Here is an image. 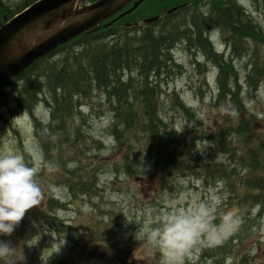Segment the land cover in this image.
<instances>
[{
    "label": "trees",
    "instance_id": "16d2710c",
    "mask_svg": "<svg viewBox=\"0 0 264 264\" xmlns=\"http://www.w3.org/2000/svg\"><path fill=\"white\" fill-rule=\"evenodd\" d=\"M35 1L0 0V25L4 17L12 18ZM155 16L159 18L142 24V20ZM129 23L131 25H127ZM216 31L223 38L224 45L221 44L226 46L221 53L211 41ZM178 48L189 53L204 83L207 66L214 67L217 102L237 97L239 90L241 94L235 58L240 57L246 64L247 86L264 81V31L239 0H144L134 11L95 32L80 35L5 83L12 89L16 110L32 115L35 106L44 104L48 111V123L33 117L43 157L42 170L37 177L53 167L66 170L62 158L64 146L88 139L78 130L80 125L73 123L77 116L82 117L81 107L86 99L98 93L112 115L108 127L110 136L123 145L118 149L119 161L104 164L108 169L134 175L144 159L160 169L163 174L159 185L165 186L166 175L178 176L192 170L206 179L213 174L224 178L228 169L224 160L229 158L233 163L238 160L248 173L240 182L243 192L236 195V211L243 219H248L258 206L257 214H262L264 136L247 141L243 133L247 132L248 124L241 123L232 131L246 151L232 141H229L232 146H228L222 132L218 135L221 139L217 154L212 159L207 155L201 162L194 156L193 142L182 139L169 125L164 100H168V110L177 115L194 114L177 91L164 88L173 76L182 75L183 65L174 57ZM218 154L226 158L218 159ZM73 166L61 182L70 194L78 192L91 198L99 189L95 169L83 168L79 163ZM48 202V210L63 207L62 202L53 198ZM39 218L37 214L36 219ZM126 253L122 250L120 254L111 255L102 260V264L122 261ZM69 260H59V263Z\"/></svg>",
    "mask_w": 264,
    "mask_h": 264
},
{
    "label": "rangeland",
    "instance_id": "374dc122",
    "mask_svg": "<svg viewBox=\"0 0 264 264\" xmlns=\"http://www.w3.org/2000/svg\"><path fill=\"white\" fill-rule=\"evenodd\" d=\"M239 2L264 31L263 0ZM212 37H216L215 45L222 50L224 44L219 32ZM174 57L183 65L182 75L173 76L164 88L177 91L194 114L177 115L168 110V100H164L165 117L182 139L193 142L195 157L201 162L207 155L212 159L219 149L221 138L218 135L222 132L228 146H232L229 144L232 141L246 151L232 131L241 123L248 124L247 132L243 133L247 141L264 136V81L253 88L247 86L246 64L240 57L235 60L241 94L239 90L237 97L220 102L215 99L214 67L207 66L204 83L189 53L178 48ZM11 93L9 86H0V154L24 153L26 163L42 170V150L33 117L48 123V111L44 104L35 106L32 115L18 111ZM81 112L82 117L77 116L73 124L80 125L78 130L88 139L64 146L62 158L66 170L53 167L36 178L42 189L40 203L25 214L11 236L0 237L23 250L25 264H102V260L122 250L127 252L124 259L113 264H170L154 233L172 214L192 212L201 206L207 209L210 223L216 226L224 214L232 213L234 227L228 235L217 232L214 240L208 232H202L179 264H264V212L257 214L256 206L252 210L253 217L243 219L236 211V195L243 192L240 182L248 173L238 160L233 163L218 154L217 158H226L228 165L224 178L213 174L206 179L192 170L178 176L166 175L165 186L159 185L163 174L160 169L144 159L134 175L114 173L104 164L119 161L118 149L123 145L110 136L111 113L105 109L98 93L86 99ZM78 163L83 168L95 169L99 189L91 198L78 192L70 194L61 182L68 177L73 164ZM49 198L62 202L63 207L48 210ZM67 259L70 260L59 263Z\"/></svg>",
    "mask_w": 264,
    "mask_h": 264
},
{
    "label": "clouds",
    "instance_id": "9594fccd",
    "mask_svg": "<svg viewBox=\"0 0 264 264\" xmlns=\"http://www.w3.org/2000/svg\"><path fill=\"white\" fill-rule=\"evenodd\" d=\"M40 168L26 163L23 155L0 154V237L11 236L29 210L35 208L42 196L37 182ZM234 227L232 213L224 214L219 226L210 223V214L203 206L199 210L172 214L154 236L170 264L179 260L197 242L202 232L215 239L217 232L230 234ZM22 249L0 239V264H25Z\"/></svg>",
    "mask_w": 264,
    "mask_h": 264
},
{
    "label": "water",
    "instance_id": "95a60500",
    "mask_svg": "<svg viewBox=\"0 0 264 264\" xmlns=\"http://www.w3.org/2000/svg\"><path fill=\"white\" fill-rule=\"evenodd\" d=\"M85 0H37L27 8L0 25V83L15 78L28 69L37 59L51 53L58 46L88 32L112 15L122 10L133 0H97L79 5ZM143 0L119 16L134 10ZM157 17L144 22L156 20ZM59 22H65L58 30L26 50L25 32L36 28L47 31Z\"/></svg>",
    "mask_w": 264,
    "mask_h": 264
},
{
    "label": "bare ground",
    "instance_id": "6f19581e",
    "mask_svg": "<svg viewBox=\"0 0 264 264\" xmlns=\"http://www.w3.org/2000/svg\"><path fill=\"white\" fill-rule=\"evenodd\" d=\"M64 23L65 22H59L47 31H42L41 29L36 28V29L25 32L24 39H23L24 47L22 50H26L30 48L31 46L35 45L36 43H38L40 40L46 38L47 36L52 34L54 31L58 30Z\"/></svg>",
    "mask_w": 264,
    "mask_h": 264
}]
</instances>
